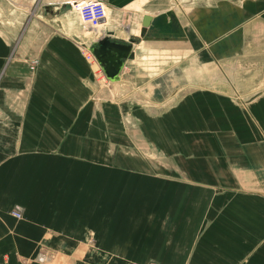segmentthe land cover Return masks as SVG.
Returning a JSON list of instances; mask_svg holds the SVG:
<instances>
[{
  "label": "crops",
  "instance_id": "obj_1",
  "mask_svg": "<svg viewBox=\"0 0 264 264\" xmlns=\"http://www.w3.org/2000/svg\"><path fill=\"white\" fill-rule=\"evenodd\" d=\"M101 1L112 39L172 9L186 40L134 44L104 84L82 36L54 19L66 2H42L47 15L21 34L0 13V264H264V76L239 95L226 82L241 68L264 75V0ZM145 57L160 62L143 67ZM225 62L239 65L234 76ZM219 64L226 77L208 83ZM190 67L202 82L143 93L178 69L190 80ZM103 87L137 152L99 148L100 129L112 137L99 125Z\"/></svg>",
  "mask_w": 264,
  "mask_h": 264
},
{
  "label": "rangeland",
  "instance_id": "obj_2",
  "mask_svg": "<svg viewBox=\"0 0 264 264\" xmlns=\"http://www.w3.org/2000/svg\"><path fill=\"white\" fill-rule=\"evenodd\" d=\"M49 0H0V13L3 14V18L9 19L10 22L15 23L13 19L18 20V24H20L19 26V32L20 34L25 30L26 28V24L32 20V19H44L46 16L42 10L43 7H41L42 2H46ZM64 2H68L69 0H63ZM68 6H66V8L64 9V11L66 12V15L63 16H59L57 18L54 19H58L60 20L63 24H64V32L67 33L68 35H70L71 33L76 35H81L82 39V46L84 47L83 49L85 50L86 48L88 49L90 44L92 41H94L97 37H98V33L100 32L99 30H104V32L102 33H106L105 29L107 28H113L114 24L112 25L111 23V19H110V11L108 10V8H106L105 10V17L103 19H99V22L95 23L93 26H90L88 24H85L81 18H79V16L77 15V13L71 9V6L67 3ZM69 7V8H68ZM70 9V11H69ZM72 10V11H71ZM74 12V13H73ZM76 14V18L77 20H74V15ZM53 17V16H52ZM12 19V20H11ZM54 19H50L51 24L57 28L56 25V20ZM130 20V16L126 15V16H120L119 20L117 21L118 24H122L125 25L126 23H128ZM134 20V19H133ZM136 20V19H135ZM139 23V22H138ZM116 25V24H115ZM67 27V28H66ZM97 27V28H96ZM139 28V27H138ZM138 28L136 30V34L138 33ZM78 47H80V44H78ZM150 56V55H149ZM166 60V59H163ZM95 61V60H93ZM158 61L160 62V60H157L153 57H145L142 60V65L143 67H147L149 65L154 66V65H158ZM181 62V61H180ZM179 62V63H180ZM160 64V63H159ZM185 64V63H184ZM198 65V64H196ZM99 66V65H98ZM93 66V68H95L97 70V72H99V79L101 80L100 82L104 83V84H109L107 83L104 73L102 72L100 66L99 67ZM179 67H182V64L180 63L178 65ZM202 67V64L200 65ZM213 69H210L211 72H213L215 70V67H220L217 65H212ZM190 67V80L187 79V76L185 74H182V70L178 69L177 73H174L172 75H163V81L161 84H159L158 88H160V86H163V90H158V91H145L143 92L144 94H154L157 95V97H161V95H165L167 93L171 94L173 92L166 90L167 87V83L170 82H175V83H181V82H187L190 81V83L192 82H202L203 81V76L202 74H200L201 72H199L197 70V68L194 69ZM209 71V70H207ZM254 70H252L251 68H245L241 71H238L236 76H234L233 79H229L226 82L228 83H238V84H242L243 88V92L242 91H235V93H237V95H239V93H245L246 92V88H249L251 86V82H257L259 79H261L264 75L263 74H254L253 73ZM264 71V70H263ZM261 73V72H259ZM154 77L152 75L148 76V78ZM137 91H133L132 93H135ZM248 92V91H247ZM249 93V92H248ZM100 100H99V125L100 128L103 126L104 128H108L109 133L112 135L111 138H106L105 137V132H103L101 129L99 130V138L97 139V144L99 146V148H106L108 145L109 146H114L116 151L121 152L123 151V149H126L128 151L130 150H135V152H137V150H140L139 148L134 149L133 146H135L133 144V138H137V136H133L134 134L131 132L133 130V124H131L127 119L128 117H125L123 114V110L120 108V106H118L115 103L114 99L111 98H107V87H103L100 89ZM118 97V92H116V98ZM127 130L128 135L130 134L131 139L127 138L124 139V132ZM114 135V136H113ZM135 141V140H134ZM132 142V144H130ZM94 143V141H93ZM95 144H96V140H95ZM134 156H136V158H139L140 156L138 154H135ZM145 156H143L142 158H144Z\"/></svg>",
  "mask_w": 264,
  "mask_h": 264
},
{
  "label": "water",
  "instance_id": "obj_3",
  "mask_svg": "<svg viewBox=\"0 0 264 264\" xmlns=\"http://www.w3.org/2000/svg\"><path fill=\"white\" fill-rule=\"evenodd\" d=\"M183 41L185 32L174 10L168 9L156 15L145 14L141 18L138 35H131L128 41H118L108 34L97 38L89 50L110 81L119 78L125 59L134 57L133 45L140 41Z\"/></svg>",
  "mask_w": 264,
  "mask_h": 264
},
{
  "label": "built area",
  "instance_id": "obj_4",
  "mask_svg": "<svg viewBox=\"0 0 264 264\" xmlns=\"http://www.w3.org/2000/svg\"><path fill=\"white\" fill-rule=\"evenodd\" d=\"M71 9H73L79 18L85 23L90 26H93L95 23L99 22V19H103L105 17V10L106 5L101 0H69L67 2ZM86 57L89 60H93L94 57L91 54L90 50L87 48L85 49ZM37 60H32L30 64V68L33 69L34 65L36 64ZM12 215L15 217H20L21 214L19 210H14L11 212ZM45 255L43 253H40L37 255V260L42 261L44 259ZM148 264H157L156 262L150 261Z\"/></svg>",
  "mask_w": 264,
  "mask_h": 264
},
{
  "label": "bare ground",
  "instance_id": "obj_5",
  "mask_svg": "<svg viewBox=\"0 0 264 264\" xmlns=\"http://www.w3.org/2000/svg\"><path fill=\"white\" fill-rule=\"evenodd\" d=\"M158 12V11H157ZM160 12H162V11H160ZM157 14V13H156ZM143 15V14H142ZM134 22L136 23V20H134ZM97 28V27H96ZM136 30H137V28L133 31V34H136ZM138 34V33H137ZM136 34V35H137ZM102 35H105V33H103ZM136 45V44H135ZM89 48H90V46H89ZM89 48H88V50H89ZM136 49H137V46L135 47V49H134V52H136ZM229 64H231V66L229 65ZM224 69H228L227 70V74H229L228 76L229 77H232V76H234V72H235V70L237 69V68H240L239 67V65H237V64H234V63H229V62H225L224 64ZM224 73V74H223ZM226 77V75H225V72H224V70H220L218 67H215V70L213 71V72H211L207 77H206V81L208 82V83H211V82H218L219 80H221V79H224Z\"/></svg>",
  "mask_w": 264,
  "mask_h": 264
}]
</instances>
